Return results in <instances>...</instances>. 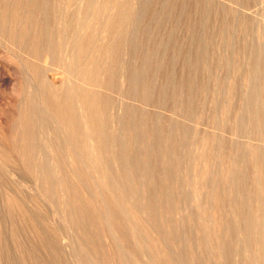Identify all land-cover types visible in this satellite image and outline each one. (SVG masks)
<instances>
[{
	"label": "rangeland",
	"instance_id": "rangeland-1",
	"mask_svg": "<svg viewBox=\"0 0 264 264\" xmlns=\"http://www.w3.org/2000/svg\"><path fill=\"white\" fill-rule=\"evenodd\" d=\"M0 264H264V0H0Z\"/></svg>",
	"mask_w": 264,
	"mask_h": 264
},
{
	"label": "bare ground",
	"instance_id": "bare-ground-1",
	"mask_svg": "<svg viewBox=\"0 0 264 264\" xmlns=\"http://www.w3.org/2000/svg\"><path fill=\"white\" fill-rule=\"evenodd\" d=\"M79 97V96H78ZM70 126V125H69ZM64 127H65V123H63L62 124V128L64 129ZM67 143L69 144V142L67 141ZM69 147V146H68ZM68 150H69V148H68ZM80 155H82V154H80ZM83 156V155H82ZM72 158H73V156H72ZM83 158V157H82ZM79 185V184H78ZM80 188V187H79ZM79 192L81 193V194H83V195H85L86 196V194H84L82 191H81V188H80V190H79ZM88 197V196H87ZM89 200V199H88ZM119 230V229H118Z\"/></svg>",
	"mask_w": 264,
	"mask_h": 264
}]
</instances>
